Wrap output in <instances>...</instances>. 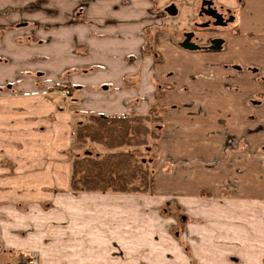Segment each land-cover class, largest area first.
I'll use <instances>...</instances> for the list:
<instances>
[{
  "label": "crops",
  "instance_id": "obj_1",
  "mask_svg": "<svg viewBox=\"0 0 264 264\" xmlns=\"http://www.w3.org/2000/svg\"><path fill=\"white\" fill-rule=\"evenodd\" d=\"M203 1L0 0L1 214H14L1 208L4 199L68 189L71 164L63 153L74 143L79 114L146 116L155 108L164 120L158 145L208 149L203 179L230 187L222 196L215 184L212 195L224 200L198 211L208 222L193 229L190 260L264 264V25L230 27L219 35L220 50H187L179 37L198 22ZM211 1L235 24L239 13L264 17V0ZM172 5L174 17L166 12ZM199 37L207 47L218 36ZM81 215L92 218L88 209ZM137 226L153 227L82 222L78 230L95 248L110 235L107 244L122 246L129 264H185L168 239L155 254L151 233L137 234Z\"/></svg>",
  "mask_w": 264,
  "mask_h": 264
},
{
  "label": "rangeland",
  "instance_id": "obj_2",
  "mask_svg": "<svg viewBox=\"0 0 264 264\" xmlns=\"http://www.w3.org/2000/svg\"><path fill=\"white\" fill-rule=\"evenodd\" d=\"M238 21L227 29L194 30L202 34L201 36L210 33L219 37L231 29L261 30L264 25V17L259 19L255 13H239ZM180 39L183 37H179ZM68 93L70 92L64 91L66 96H69ZM159 115L158 110L151 114L150 118L156 120L148 125L155 130L157 138L149 139V151L144 147L138 153L139 160L146 161V168L153 176L151 191L129 195L73 193L68 186L66 191L49 190L47 192L51 196L43 195L39 199H4L5 203L1 208H9L14 214H1L0 210V264H129L123 260L126 251L122 246L107 244L112 240L110 235L104 237L106 244L95 248L84 244V237L88 234L83 231L81 234L78 230L82 222L112 224L114 221L152 223L151 230H143V226H137L134 232H144L148 234L147 238L151 233L155 254L160 249L165 250L161 244L165 242L164 239H168L171 247H177L184 253L185 264H200L190 260L193 255V229L198 227V224L208 222L203 218L208 214L198 211L216 201L219 203L224 200L223 197L215 199L212 195L215 184L222 196L225 189L230 187L226 188L223 180L209 183L208 178L203 179L202 175L208 172L211 166L207 163L208 149H197L194 145H158L164 129V120ZM89 116L86 113L79 114L75 121L74 143L63 153L64 160L71 166L76 158H81L86 153H91L93 157L109 153V150L94 143L84 146L78 144V126L86 124ZM218 156L217 164L220 163L219 159L224 158V145ZM197 158L204 159L203 164L199 163ZM165 179L171 182H166ZM130 208L133 214L129 217L126 213ZM82 209H88L92 218L83 219L85 217L81 215ZM136 239H142V235H137ZM171 247L170 252L173 253ZM96 254H100L103 259L94 260Z\"/></svg>",
  "mask_w": 264,
  "mask_h": 264
},
{
  "label": "trees",
  "instance_id": "obj_3",
  "mask_svg": "<svg viewBox=\"0 0 264 264\" xmlns=\"http://www.w3.org/2000/svg\"><path fill=\"white\" fill-rule=\"evenodd\" d=\"M154 112L155 108L146 116L89 114L88 122L78 126V144L94 143L109 153L97 157L86 153L76 158L71 166L70 191L128 195L151 191L153 176L138 153L144 147L149 151V139L157 138L148 126L156 120L150 118Z\"/></svg>",
  "mask_w": 264,
  "mask_h": 264
},
{
  "label": "flooded vegetation",
  "instance_id": "obj_4",
  "mask_svg": "<svg viewBox=\"0 0 264 264\" xmlns=\"http://www.w3.org/2000/svg\"><path fill=\"white\" fill-rule=\"evenodd\" d=\"M204 1H211V0H204ZM203 1V2H204ZM202 2V3H203ZM213 3V6H211V8L216 9L217 12L222 15L223 17V21L224 22H228L231 20V18H234V16L232 15V13L229 10H224L223 8H219L217 7L213 1H211ZM206 9H209L208 6H206ZM199 19L201 20L200 22H195L194 25H192V29H189L188 31L183 33V41L181 42V46L183 47V45L187 44L188 42L191 44H194L195 46L198 47V50L196 51H200V50H216L215 46L213 43L215 40H222L224 41L221 37H216L214 39H212L209 43V45L207 47H202L199 43V39L201 36L200 33L198 34L197 31L194 30V28L196 30H208V29H227L232 23L235 22V18H234V22L232 23H228L226 26H220V25H216L217 20L207 16L205 14L204 11H202V4L200 6V10H199ZM210 34V33H208ZM224 46V43L222 44L221 48L222 49ZM218 49V50H220ZM70 93H68L69 95Z\"/></svg>",
  "mask_w": 264,
  "mask_h": 264
},
{
  "label": "water",
  "instance_id": "obj_5",
  "mask_svg": "<svg viewBox=\"0 0 264 264\" xmlns=\"http://www.w3.org/2000/svg\"><path fill=\"white\" fill-rule=\"evenodd\" d=\"M206 6H208L209 9H206ZM211 6H213V3L211 1H204L202 3V11H204L207 16H210V17L216 19L217 20L216 25L226 26L228 23L234 22V18H231V20L228 22H224L222 15H220L216 9L211 8ZM166 12L168 13L169 16H172V17H174L178 14V10H177L176 6H174V5L168 7L166 9ZM223 43H224V41H222V40H215L213 44L216 45L215 49L218 50L221 48ZM183 48L190 50V51L198 50L197 46H195L194 44H191L189 42L187 44L183 45Z\"/></svg>",
  "mask_w": 264,
  "mask_h": 264
}]
</instances>
